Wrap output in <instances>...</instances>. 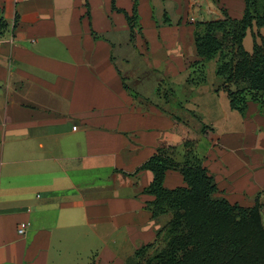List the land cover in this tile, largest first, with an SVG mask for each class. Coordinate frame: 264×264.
<instances>
[{
  "label": "crops",
  "instance_id": "1",
  "mask_svg": "<svg viewBox=\"0 0 264 264\" xmlns=\"http://www.w3.org/2000/svg\"><path fill=\"white\" fill-rule=\"evenodd\" d=\"M137 7L134 32V0H0V264H126L156 239L155 195L144 191L154 174L136 171L162 146H183L160 93L169 82L215 129L196 154L218 195L245 207L264 199V103L241 114L214 83L192 82L197 23L222 10L240 19L246 0ZM262 31L248 33L259 42ZM186 185L166 171V188Z\"/></svg>",
  "mask_w": 264,
  "mask_h": 264
},
{
  "label": "trees",
  "instance_id": "2",
  "mask_svg": "<svg viewBox=\"0 0 264 264\" xmlns=\"http://www.w3.org/2000/svg\"><path fill=\"white\" fill-rule=\"evenodd\" d=\"M137 4L138 0H134L133 15L127 14L134 32L139 27ZM254 25L264 27V15L253 14L251 0H246L242 18H233L222 10L221 18L197 23L194 34L198 59L191 64L196 69L192 82L206 83V63L217 57L216 74L223 80L217 91L227 92L231 107L241 114H245L250 101L264 103V37L258 42L253 34L252 52L244 46V38ZM5 26L6 22L0 18V31ZM189 144L186 141L184 147ZM169 146L159 148L136 171L150 170L154 174L153 181L144 190L155 195V200L148 203L153 216L175 212L168 224L171 239L165 248L157 251L158 264H231L243 255L248 244L264 241L260 221H256L259 196L251 207L232 204L224 197L213 198L219 191L218 186L203 159L193 155L190 160L176 162L163 153ZM168 170L179 171L187 185L166 188L164 178ZM161 232H157L152 243L137 249L126 264L134 263L155 248Z\"/></svg>",
  "mask_w": 264,
  "mask_h": 264
},
{
  "label": "rangeland",
  "instance_id": "3",
  "mask_svg": "<svg viewBox=\"0 0 264 264\" xmlns=\"http://www.w3.org/2000/svg\"><path fill=\"white\" fill-rule=\"evenodd\" d=\"M251 11L253 14L264 15V0H251ZM253 39L254 38L249 32L245 44L250 50H253ZM259 42H261V40ZM221 80V77H219L215 72L213 73L210 68L208 69V78L206 82L208 85L214 83V86H216V89H218L222 84ZM232 88L235 89V86ZM187 91L177 88L170 82L166 83L165 86L160 89V93L165 95L166 99L169 100L166 106L172 111L175 110V112H177V125L181 129V134L183 136L182 147L170 145L169 147L165 148L163 153L168 158L174 159L176 162L180 163L190 160L193 155H197V145L203 136L210 134L213 135L215 133V129L211 125H206L202 116L197 111L186 112L184 105L190 99L189 93ZM186 141H189L190 143L188 147H184V143ZM213 198L217 199L221 198V196H219L217 193L213 196ZM258 207L259 212L258 216L256 217V221H260L261 230L263 231L262 233L260 232V234L261 237H264V199L261 197L258 199ZM174 216L175 212L169 211L156 217L160 218L161 222L158 231L162 230L158 243L155 245V248L150 249L144 256L136 259L134 263L158 264V260L156 259L158 255L157 251L165 248L171 239L172 234L170 233V227L168 224L174 219ZM207 233H211V230H207ZM231 264H264V241L248 244L243 255L237 257Z\"/></svg>",
  "mask_w": 264,
  "mask_h": 264
},
{
  "label": "built area",
  "instance_id": "4",
  "mask_svg": "<svg viewBox=\"0 0 264 264\" xmlns=\"http://www.w3.org/2000/svg\"><path fill=\"white\" fill-rule=\"evenodd\" d=\"M76 128L77 127L74 126V129H76ZM26 227H27V223H25V222L20 223L19 228H18L19 233H25Z\"/></svg>",
  "mask_w": 264,
  "mask_h": 264
}]
</instances>
